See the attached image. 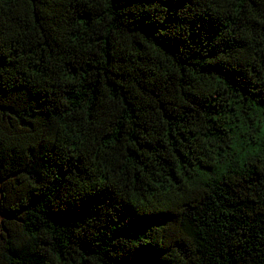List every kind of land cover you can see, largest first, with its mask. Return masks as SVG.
I'll use <instances>...</instances> for the list:
<instances>
[{
	"label": "trees",
	"instance_id": "trees-1",
	"mask_svg": "<svg viewBox=\"0 0 264 264\" xmlns=\"http://www.w3.org/2000/svg\"><path fill=\"white\" fill-rule=\"evenodd\" d=\"M0 264H264V0H0Z\"/></svg>",
	"mask_w": 264,
	"mask_h": 264
}]
</instances>
